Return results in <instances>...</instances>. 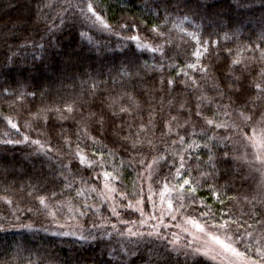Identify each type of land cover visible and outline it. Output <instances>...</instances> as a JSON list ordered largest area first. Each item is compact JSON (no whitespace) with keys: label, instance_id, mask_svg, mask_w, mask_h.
Returning <instances> with one entry per match:
<instances>
[{"label":"trees","instance_id":"1","mask_svg":"<svg viewBox=\"0 0 264 264\" xmlns=\"http://www.w3.org/2000/svg\"><path fill=\"white\" fill-rule=\"evenodd\" d=\"M262 53L264 0H0V264H215L150 218L181 156L195 198L185 193L182 208L174 200L178 219L165 223L235 220L226 234L241 232L237 247L258 260L264 180L240 161L247 144L237 125L241 110L249 114L245 99L264 111L249 87L264 80ZM77 152L97 163H80ZM105 171L116 177L118 216ZM141 196L146 217L132 235L141 216L126 205Z\"/></svg>","mask_w":264,"mask_h":264},{"label":"snow or ice","instance_id":"2","mask_svg":"<svg viewBox=\"0 0 264 264\" xmlns=\"http://www.w3.org/2000/svg\"><path fill=\"white\" fill-rule=\"evenodd\" d=\"M87 12L91 13L92 16L95 17V20L97 22H99L103 28L105 29H109L110 26L103 20V18L97 14L94 5L92 3H88L87 4ZM123 27H127V25H124ZM153 31H155V29H153ZM129 39L134 40V41H138L139 38L136 36H131L129 37ZM137 47L138 48H147V45H142L140 43H137ZM152 51H157L158 49H151ZM197 58H199V56L201 55V53L197 52L196 53ZM262 58H264V53H262ZM233 63H239V61H233ZM188 68L191 69H195L196 65L195 64H189L187 65ZM206 71V69H204ZM179 74V73H178ZM186 75V73H185ZM261 76L264 77V72L261 73ZM169 84H172L173 81L169 80L168 81ZM193 83H195V81H193ZM243 87V86H241ZM252 90H254L255 93V99L252 101V104H255V102L257 100H260L262 98H264V80H262L261 82H257L254 83L252 85L249 86ZM238 93L240 92V89L236 90ZM129 99H132L131 97H129ZM243 108L247 109V112L249 114H246L244 110H241L238 115L242 121L241 125H237V128L239 129V135L241 137H243L246 141H248V143L257 149V152L255 154V160L257 162H259L261 165H264V111H261L259 113V115H257V111L255 109V107H249V101L247 99H245L243 101ZM56 111L61 112V109H56ZM63 111H67V112H72L73 108L72 106H68L66 109H64ZM120 112L121 113H126L128 112V108L125 107H121L120 108ZM116 113H113V115H115ZM199 115V113H198ZM40 117V113H37V118ZM175 119V118H173ZM207 124L209 125H213V121L212 120H207L206 121ZM8 123L11 125V127L13 129H17V131H19L17 124L13 123L11 120L8 121ZM216 128H223L226 127L225 124H215L214 125ZM25 140H27V137H25ZM6 143H11L12 141H5ZM179 143H184V138L181 137L180 140L178 141ZM34 143H38V141L34 142ZM194 146V142L193 144H189L188 148H193ZM79 147V146H77ZM133 147H135V145H133ZM196 147H199L198 145ZM204 147H207V145H204ZM94 155V154H93ZM76 156L79 157L80 163L84 164L87 163L88 167H92L93 164L97 163L96 161H92V162H88L87 158L83 155L80 154V152L76 153ZM160 160H164L166 159V157H159ZM158 163L157 159H153L152 163L148 165V169H152L153 165H156ZM185 164H186V160L183 156L180 157L179 160V167L176 169V178L179 180V178L181 177V175H185L187 176V172L182 173L181 169L185 168ZM103 177H104V185H103V190L105 191V193H115L117 190L115 187L111 186V181L115 180L116 177H114L112 175L111 172L105 171L103 173ZM149 180L152 179V175L151 173H149L148 177ZM194 184L198 185V182L190 180L188 178H184L182 180V183H178L176 185H171L170 186V182H165L163 184V189L161 191H159L158 195L160 198V202L161 205H166V210L169 214H171L174 211V200L177 201L179 203V207H183V201L186 198L185 197V193H190L192 195V198H195V193H196V186H194ZM93 192L96 191V189H92ZM142 192V189H141ZM149 192H152L151 186L149 187ZM78 195H81L82 193L78 192ZM155 194V193H153ZM173 194H175V196H173ZM128 193H123L121 194L120 198L121 200H125L128 197ZM137 195H140V193H137ZM218 195V194H217ZM147 199L149 201L152 200V195H149L147 197ZM8 203H11V201H7ZM39 203L41 205H44L45 207H47L46 204V200L44 197H41L39 200ZM143 203V197L141 196L140 199H138L136 201L137 206H139L140 204ZM153 204H155V202L153 201ZM87 207H91V205H87ZM127 208H133L132 203L129 201V203L126 205ZM134 210L137 211H141V214H143L142 209L137 207ZM113 215H117L118 216V212L116 210L115 207H113L111 210ZM259 211V209H254V212ZM81 215H85V213L81 212ZM163 214V213H162ZM254 213H249V215H253ZM204 215H207L206 213ZM150 218H156V219H160V217H150ZM172 219H176L175 215L171 216ZM258 222L264 224V221H260L259 217H257ZM162 223V220H161ZM185 223H189L192 225L193 228L196 229L197 232L199 233H203L205 236L208 237V240L211 242V245H216L219 248V251H216L215 248H213L211 245L206 244L205 248L203 251H201L200 248H196L194 249V254L197 256H203V257H207L210 259L215 260L216 256L218 255H222V254H231V256L236 257L239 259L240 264H261L262 261H264V251L261 250V248H257L256 249V254L257 256H259L258 260H250L249 258H247L246 256V252H247V246H245V251L241 252L239 250V248L237 247V245L243 243L244 241V236L242 235L241 232L237 231L235 233H233V235L229 236L226 234V230L229 228V223L231 224H235L236 221L232 220L231 222L225 221L224 223L218 224V225H213V224H208L207 222L205 223H200L199 221L195 220V219H190V220H186ZM113 227H115L113 225ZM248 227H251V225H248ZM207 229V231H206ZM211 229H217V230H225V239H221V236L216 234V232L211 231ZM129 232L132 235H139L138 233H134L132 232L131 229H129ZM153 233H149V235H152ZM81 239H84V237L82 236ZM262 239H264V237H262ZM216 251V255H211L210 253Z\"/></svg>","mask_w":264,"mask_h":264},{"label":"rangeland","instance_id":"3","mask_svg":"<svg viewBox=\"0 0 264 264\" xmlns=\"http://www.w3.org/2000/svg\"><path fill=\"white\" fill-rule=\"evenodd\" d=\"M140 44H142V43H140ZM142 45H144V44H142ZM142 49L152 51L151 47H149V46L147 48H142ZM246 144H247V150H244V152H241V156H240L241 160L240 161H242L246 165L252 167V170H254L257 173L261 174V176H262V178L264 180V165H261L259 162H257L255 160V154L257 152V149L252 147L248 143V141H246ZM182 178H183L182 176L179 178V180L176 178L174 180V184L173 185H176L178 183H182V180H183ZM111 186L114 187L112 182H111ZM105 194H106V196L109 199V201H108V199L106 198L107 199L106 202L110 203V204L108 203L110 208L112 209L113 207H115L117 212H118L119 209H121V206L120 205H116L114 193H105ZM173 196H175V194H173ZM104 199H105V197H104ZM154 206H155L154 207L155 209L157 207L158 209H160L159 211L161 212V214L159 215L160 219L154 218L158 222L159 225H164V226H167V228H171L176 233V235H174V239L175 240L182 241L183 237H187L188 241L187 242H183L184 243V247H186V248L189 247V248L192 249V252H194V249H196V248H200L201 251H203L205 246H206V244L211 245V242L208 240V237L205 236L203 233L197 232L196 229L193 228L191 224L185 223L186 220H180V221L171 223V221L173 220L171 218V216L175 215V214H174V212L169 214L167 212V210H166V205H161L159 195H158V198H157ZM137 207L142 209L143 214H141V211L134 210ZM154 208H151L152 209V216L156 217V213H155V209ZM132 210L137 211L140 214V216H141V221L139 222V224H130V226H129V229H131L132 232L136 233V232H138V227L140 226V224L141 225L143 224L141 222L146 216L144 214L145 211H144V209H143L141 204L139 206L133 207ZM163 218L171 219L170 223H168V222L165 223V220H163ZM177 219H178V217L176 215V219H174V221L177 220ZM161 220H162V223H161ZM60 233H61L60 229H58V230H53L52 234L60 236ZM175 244H177V243H175ZM211 246L213 248H215L216 251H219L218 246H216V245H211ZM216 251L211 252L210 256L211 255H216ZM203 258H205V259H207V260H209V261H211V262H213L215 264H240L239 259L236 258V257L231 256L230 253L229 254L218 255V256H216L215 260L207 258V257H203ZM250 260H252V259H250ZM261 264H264V262H261Z\"/></svg>","mask_w":264,"mask_h":264}]
</instances>
